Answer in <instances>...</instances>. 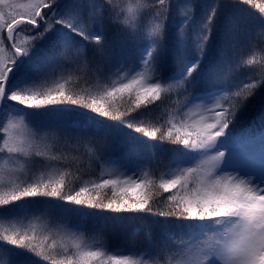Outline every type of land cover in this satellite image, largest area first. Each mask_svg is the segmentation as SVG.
<instances>
[{
    "label": "snow or ice",
    "instance_id": "obj_1",
    "mask_svg": "<svg viewBox=\"0 0 264 264\" xmlns=\"http://www.w3.org/2000/svg\"><path fill=\"white\" fill-rule=\"evenodd\" d=\"M239 2L248 4L251 0ZM173 8V0H87L86 7L80 0H31L28 4L0 0V52L8 48L10 53L7 61L0 60V141L4 143L0 152L6 149L11 155L30 157L35 167L42 165L43 161L36 158L44 153L33 151L34 142L49 137L86 142L99 162L105 158L109 138L131 137L132 132L175 146L169 150L175 159L164 174L150 177L145 172L141 179L133 175L104 178L91 185L95 195L88 184L65 191L64 173L48 179L41 176L33 182L20 180L12 170L2 172L0 215L13 212L20 207L17 202L26 198H48L65 205L174 217L180 222L174 231L150 238L141 259L107 254L75 235L58 248L48 246L55 248V256L34 244V237L27 232L0 233V242L34 253L50 264H264V125L259 131H235L248 101L264 96V68L257 76V69L249 67L251 61L240 57L227 66V71L246 73L242 91L239 87L208 85L206 76L223 63L222 55L207 58V41L218 26L220 8L201 17L191 34L195 55L187 59H181L179 53L190 39L188 29L182 27L189 22L188 17L185 14L184 20H174ZM221 27L225 36L230 31L236 42L243 36L249 47L256 33L264 40V18L243 32L231 19L223 21ZM109 32L138 46L137 63L155 65L153 71H159L160 76L134 69L136 74L125 78L120 68L113 72L97 67L105 82L113 74L118 79L97 88L95 95L88 92L76 97L65 89L67 80L44 91L34 90L50 72L94 64L95 57L106 52ZM19 33L25 34L23 46L17 39ZM90 46H95L91 57ZM170 54L175 68L170 66ZM38 55L43 56V63L36 62ZM173 92L177 97H187L183 105L187 111L183 116L177 113L179 122L173 117L153 131L145 130L141 114L164 105L172 99L166 94ZM205 92L207 96L201 95ZM221 92L228 95L222 97ZM76 109L85 110L79 113L85 123L78 129L65 123L42 127L33 121L39 110L70 113ZM22 127L30 129L29 139L20 135ZM131 138L139 144L148 143ZM194 160L198 162L193 166ZM107 189H111L110 197L105 191L101 199L100 191ZM153 203H164L167 210L157 211ZM60 256L63 258L57 260Z\"/></svg>",
    "mask_w": 264,
    "mask_h": 264
},
{
    "label": "trees",
    "instance_id": "obj_2",
    "mask_svg": "<svg viewBox=\"0 0 264 264\" xmlns=\"http://www.w3.org/2000/svg\"><path fill=\"white\" fill-rule=\"evenodd\" d=\"M24 1L19 0L17 3L22 4ZM80 2L86 7L87 0H80ZM125 2H130V0H125ZM193 3V11L188 13L189 22L182 26L188 29L190 39L187 47L180 51V58L187 59L195 55L191 34L199 26L201 17L205 13L208 15L213 14V9L219 6L218 26L212 32V38L207 41V58H219L222 55L223 63L217 71L206 76V83L217 87H231L234 90L239 87L242 91L243 83L247 79L246 73L244 71L229 72L227 66L242 57L244 60L251 61L249 67L257 69L256 75L259 76V69L264 68V40L259 39V33H256L257 38L249 47L244 44L243 36H241L239 42L232 39L230 31L225 36L221 25L223 21L231 19L232 22L240 26L242 32L253 27L261 18H264V12L261 11V9H264V0H251L248 4L239 2V0H235V2L234 0H193ZM6 35L5 32V38ZM107 36L109 45L106 52L103 57L96 56L94 64L81 65L80 67L72 65L50 72L46 80H40L34 86V90L44 91L49 87H54L56 83H65L67 80L65 89L74 92L76 97L88 92L95 95L97 88L103 87L105 83L111 84L113 80L118 79L113 74L109 75L105 82L98 75L97 67L104 71L112 69L113 72L115 69L120 68L122 69L120 75L125 77L129 74L131 68L137 64L140 54L139 47L133 46L125 38L113 32H109ZM94 47H89L90 57L93 56ZM9 55L8 48H5L3 52H0V60L7 61ZM35 59L38 63L44 62L41 55H38ZM169 63L172 68H175L171 54ZM149 68L154 76H160L159 71H153L155 65L149 66ZM221 93L228 95L226 92ZM166 95H171L172 99L166 100L165 104L159 108H153L151 111L141 114L145 130L153 131L173 117H176L177 122H179V116H183L187 111L183 107L184 102L187 100L186 96L177 97L175 92ZM201 95L207 96V93H201ZM84 111L83 109H76L70 113H45L44 110H39V113L33 117V121L42 127L65 123L78 129L84 126V117L79 115ZM177 113H179V116H177ZM88 115L93 114L89 112ZM109 123L111 122L109 121ZM262 125H264V96L256 95L248 101L247 107L238 119L235 131L237 133H242L246 129L259 131ZM125 131L130 130L125 129ZM131 137H139L140 140H147L148 143L139 144ZM131 137L109 138L106 142V155L103 162L97 160L93 155V149L86 142L80 144L70 143L64 137H49L46 141L34 142L33 148L42 147L41 152L44 153V156L36 158L43 161L42 165L34 167L32 158L11 155L7 153L6 149L0 152V162L4 161L1 159L4 157L11 158V163L24 161L25 165L28 166V170L22 180L31 179L33 182L39 181L41 176L47 179L52 176L53 172L64 173L67 182L65 191L68 189L78 190L80 186L88 184L91 193L95 195L96 192L91 189V185L101 179L105 167L111 163L117 166L136 165L146 169L150 177L153 175L159 177L165 173L168 169L167 166L175 159V154L169 151L175 147L174 145L167 142L153 141L135 132L131 133ZM101 142L103 141H98V143ZM150 145H155V147L151 148ZM2 148H4V143L0 141V149ZM52 156L57 159L52 160ZM14 157L19 159L15 160ZM149 159L151 163L148 162ZM197 162L198 160L192 161L193 166ZM105 191L110 197L111 189L101 190V199H103ZM104 202L107 203V200H104ZM17 203H23L24 207H16L13 212L4 213L3 216H0L5 221L4 233L14 235L27 232L29 236L34 237V244L44 246L45 250L52 252L53 256L56 255L55 248H58L61 243L70 242L66 229H63L67 224L65 222V215L67 214L71 215L73 225L79 224L82 227L81 236L83 240H92L95 248H101L107 254L110 251L131 249L143 255L142 250L147 247L150 238L160 237L165 231H174L176 225L180 223L174 217L165 218L144 213H112L82 206L65 205L62 201L48 198H26L25 201ZM32 207H35V209L31 210ZM153 207L157 211L167 210L164 203H153ZM64 208H71L74 211L66 212ZM32 211L40 215L51 213V216L47 220H38L33 219V215L25 214ZM2 231L1 229L0 233ZM50 245H55V248L48 247ZM0 250L3 253L2 260L4 264H50V261H44L34 253L16 249L14 246L6 245L3 242H0ZM56 258L59 260L63 257Z\"/></svg>",
    "mask_w": 264,
    "mask_h": 264
},
{
    "label": "rangeland",
    "instance_id": "obj_3",
    "mask_svg": "<svg viewBox=\"0 0 264 264\" xmlns=\"http://www.w3.org/2000/svg\"><path fill=\"white\" fill-rule=\"evenodd\" d=\"M18 1L19 0H16V3ZM30 2H31V0H25L22 4H28ZM173 4H174L173 12L175 14L173 16V19L175 18L176 21L184 20L185 19V14H187V17H189L188 13L193 11V5H194L193 0L192 1L191 0H173ZM18 11L23 12L24 9H19ZM17 39H18V42H20V45L23 46L22 41L25 39V34L24 33H19ZM134 69H136L138 71H143L146 75L156 77V76L153 75V72L151 71L149 66L146 67L142 63H137L136 65H134L131 68L129 74H132V75L136 74ZM129 74L126 75L125 78H130ZM220 95L222 97H226V94H224V93H221ZM29 130L30 129L22 127L20 135L23 138H25V139H29V137L27 136V131H29ZM41 148L42 147L37 146L36 148H33V150L42 151ZM1 159L4 160V161L0 162V173L8 171V170H12L13 174L15 176H18L20 178V180H22L23 177L25 178L26 172L28 170V166L25 165L24 161L23 162L18 161L19 163H14V162L11 163V158H9V157H6V158L4 157V158H1ZM14 159L16 160V159H19V158L14 157ZM166 171H168V169ZM145 172H147L146 169L141 168V167L136 166V165H132V166H117L114 163H111V164H109L108 166L105 167V170H104L103 175H102L100 180H102L104 178L115 179L117 176L126 179L127 176H129V175H133L136 179H141V178H143ZM57 176H58L57 172L56 173H54V172L52 173V177H57ZM17 182L19 183V181H17ZM33 204H35V202H33ZM19 205L24 207L23 203L22 204L20 203ZM28 209H29V207H28ZM34 209H35V207L31 208V210H34ZM25 214L33 215V217H34L33 219H38V220H47L51 216L50 215L51 213L40 215V214H36L33 211L31 213L26 212ZM3 215H0V216H3ZM65 222L67 224H65L63 229H66V232L68 233L69 236L70 235H75L77 237H82L81 236L82 235V227L79 224H75V225L72 224L71 215L70 214L65 215ZM4 228H5V221L2 218H0V230L1 229L3 230L1 233L5 232ZM36 228H38V226H36ZM82 239H83V237H82ZM85 241H86V243L89 246L95 248V245L92 242V240L88 239V240H85ZM137 253H139V252L132 251L131 249H124V250L110 251L109 254L110 255H130V256H133L134 259H141L142 255L140 253H139V255H137ZM2 259H3V253L0 250V264H4Z\"/></svg>",
    "mask_w": 264,
    "mask_h": 264
}]
</instances>
